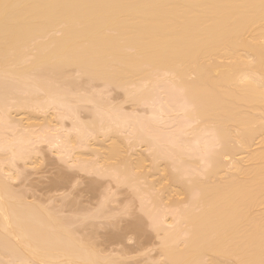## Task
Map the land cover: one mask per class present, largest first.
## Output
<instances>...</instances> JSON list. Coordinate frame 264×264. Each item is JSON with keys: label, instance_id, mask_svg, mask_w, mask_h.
I'll use <instances>...</instances> for the list:
<instances>
[{"label": "bare ground", "instance_id": "obj_1", "mask_svg": "<svg viewBox=\"0 0 264 264\" xmlns=\"http://www.w3.org/2000/svg\"><path fill=\"white\" fill-rule=\"evenodd\" d=\"M67 68L79 70L90 80H102L107 85L127 87L126 93L128 92V95L131 93L137 100L146 98L147 88L157 85L159 75L168 74L167 79H170L177 89L179 88L184 95L182 96L187 99L185 101H188L184 106L185 109L189 108L184 111L188 120L199 119V122L201 121L198 123L199 128L203 124L205 130H211L207 132L213 133L208 140L215 137V144L220 145V149H215L212 155L210 149H206L210 154L205 151L206 155H210V157L205 155L208 157L206 164L210 166L205 172L204 179L196 175L197 178L191 176V180L187 178L188 181L185 179L183 181L181 180L183 171L180 170L183 163L174 161L177 163L173 166L179 168L177 174L175 171L173 173L172 169L169 171L171 168V163L168 165L169 161H166L167 165L165 162L163 165L161 162L155 165L157 159L153 158L155 161L152 167L163 173L156 180L160 186L154 185L158 187L157 189L160 187L161 196L156 195L154 198L161 202L169 199L170 207V202L174 203V207L178 204L176 198L179 195L185 194L187 198L184 199L189 200V203L182 200L188 203L187 207H178L181 212H178L180 217L174 218V222H177L176 228L165 226V232H170L159 236L162 239L160 241L162 243H159L161 257L155 261L162 260L158 261V264H264V0H0V76L5 79L7 77V83L10 78L13 79L5 85L1 79V84L5 86L3 88V85H0L3 88L1 89L4 91L5 88H10L6 90L8 95L0 89V117L10 119L9 122L7 120L1 122V119H5H0L4 128L14 126L18 121L11 118L12 115L6 110L5 105L9 103L10 105L15 103V107L20 105L21 108L37 105L41 109L45 108L47 101L48 106L52 105L49 101L56 100L59 106L66 103L65 97L72 91L69 88L66 91V84L64 85L66 89L60 87L65 89L61 91L52 83ZM45 71L47 74L49 71L45 76L46 81L42 76L43 72L46 74ZM51 72L57 77H53ZM65 73L61 75L69 74L67 71ZM31 78L34 79L33 82L30 81ZM51 78L55 80L52 81ZM27 79H30L31 83ZM14 80L15 82L11 83ZM143 80L148 81L146 93L142 85ZM21 82L23 84L27 82L29 86L27 89L30 88L32 93L30 95L29 90L26 91L29 95L16 102L15 100L21 97L18 98L17 94L21 90L22 92L27 90L20 87ZM131 85L132 89L129 88ZM23 87L26 88V85ZM12 88L14 90L16 88L17 93H10L14 91ZM37 89L41 91L36 93ZM33 93L39 96L35 97ZM39 93H43L42 97ZM82 97L84 99V96ZM26 98H33V101ZM34 98H37L39 103ZM77 98L78 96L74 98L75 102ZM90 98L89 100L92 99ZM78 100L80 102L81 97ZM13 101L15 102L12 103ZM10 105L9 110L13 107ZM35 106L32 109H35ZM62 106H68L70 109L69 104ZM75 106L74 109L77 110ZM106 108L105 110L103 108V115L107 112ZM114 108L115 106H111V113L115 112ZM30 114L27 117H32ZM115 114L112 115L116 116ZM74 115L79 121L76 113ZM119 116L122 115L119 113L115 117L116 120ZM97 118L98 116L95 118L96 121L86 122L89 127L84 124L87 129L96 132L94 134L100 133L98 131L104 126L98 123L102 118L98 120ZM118 120H122L119 124H128L125 122L127 120L125 116L119 117ZM75 123L74 127L77 125ZM106 125L113 129L110 123ZM1 127L0 132L3 134L6 129ZM22 128L19 127L16 133ZM199 128L196 126V129L201 131ZM30 131L32 132L27 131L25 134L26 131L22 129L19 135L17 134L18 137L15 134L17 139L21 137L18 140L12 139L13 142L10 139L6 142L8 135L4 140L1 137L5 134L0 135V144L4 143L0 145V149L3 147L5 150L11 145L13 147L18 143L16 141H21L22 145L28 143L22 136L30 135L34 130ZM82 131L83 129L78 130L77 134L80 135L79 137L77 135V138L80 136L82 138L83 135L88 138ZM203 132L205 131L202 130ZM108 133L109 131L106 135ZM139 133L135 136L142 140L143 135ZM201 134L197 133L199 137ZM74 136L76 138V134H73ZM145 136L147 134L144 135L143 141H147V144L148 142L151 145L156 144V141H152L155 138L150 137L152 138L150 142L149 136L148 140ZM199 137L200 141L202 137ZM72 138L70 142L67 138V145L75 143ZM195 140L196 138L193 141ZM21 142L18 144L20 149L25 146L21 148ZM101 142V140L96 142L98 147L95 145L91 147L93 154L84 151L86 154L80 152L79 155L83 153L98 155L97 162H107L110 165L106 163L107 166L112 168L116 161L120 168L123 164V169L119 167L117 169L116 166L117 180L120 177L121 182L137 185L138 178H146L148 174L150 177L157 175L150 174L153 169L145 172L149 169V165L146 167V161L150 160L152 163V159H145L146 155L143 152L132 159L131 155L137 151L129 156L125 155L127 152L125 143L119 139L111 136V142L105 144L106 146L99 144ZM206 144L212 145L208 141ZM18 145L11 147L12 153L6 155L8 157L11 154L9 156L11 161L15 156L13 153L20 150L16 149ZM74 145H70L73 147H70V150H74L76 146ZM154 150L151 151L155 152ZM27 153L25 156L24 152V158L20 156L26 160ZM156 154L158 151L154 155ZM83 155L82 157L86 159ZM228 155L233 158L230 164L228 163L229 166L232 165L231 169L226 172L227 163L223 162V158ZM237 155L241 156L235 158ZM29 156L27 160L32 158ZM83 158L82 162L87 161ZM184 161L186 164L189 163ZM0 169V264H6V258H10L12 264L15 262V264H124L121 259L118 260L120 254L118 258L115 255V258L108 256L109 253L105 255L101 249L96 248L98 243L95 245L96 242L94 243L92 237L88 236L89 233L83 237H76L75 230L68 226L72 219L68 223L62 220L61 214V217H58L51 212L54 207L48 210L45 207L47 203L45 205H40L39 202L31 204L32 201L27 203L21 195L13 192L6 181L7 176L2 173L4 168ZM194 192L196 196H193ZM145 209L146 213H153V209L147 208L148 211ZM89 225L90 221L87 226ZM155 261H148V264H156Z\"/></svg>", "mask_w": 264, "mask_h": 264}, {"label": "rangeland", "instance_id": "obj_2", "mask_svg": "<svg viewBox=\"0 0 264 264\" xmlns=\"http://www.w3.org/2000/svg\"><path fill=\"white\" fill-rule=\"evenodd\" d=\"M66 71L67 73L70 74V75L67 74L69 75L68 78H67V75L62 76L64 75ZM66 71L65 72L63 71V73H61L62 75L60 74V76H58L60 79L56 76V74L53 75L54 73L51 72V75L53 77L56 76L57 80L52 83V81L55 79L51 78L52 81H50V84L52 83L54 87H59V88L64 87L65 89L67 87L66 91L68 90V88L69 90L72 91L69 93L70 95L67 93V96L65 97L66 103L64 104L60 103L61 105L59 106V102H56L55 100V102L49 101L52 103V105L48 106V101L45 99L47 101L46 103L47 105L45 106V103H44L45 108L42 107V109L39 106L38 107L40 109H38L37 105L36 106L34 105L35 109H32L34 108L33 105H31L30 108H26V107L21 108L22 106L19 107L20 105L19 106L16 105L17 107H15L14 106L15 101L20 102L17 100H21L23 96H28L29 94L31 95L32 93V91L30 92V88L27 89V87H29L27 82L24 84L23 82L19 83L20 87L23 88V90L25 89L27 90H25L24 92H22V90L20 92L19 90L20 93L19 92L18 93L20 95L19 94H17L18 96L15 95L18 98L19 96L21 97L12 102L14 104H12L13 107L10 108L11 111L8 109V105H10V103L9 104L6 103L7 104L5 105L6 110L8 111V113L12 115L11 118L18 120L16 123H19L20 126L14 123L15 125H17L16 127L15 125L14 126L9 125V126H6V128H4V125L0 123L2 124L1 126H3L4 130L6 129V132L9 133V134L6 133L2 129L3 132L5 133L1 134L0 132V135L1 136L4 134L5 135L2 136L4 138L1 137V139L4 140L6 135H8V137H6L7 139L6 142H8L9 139L10 141H12V139L14 140V138H16L15 134L16 136L17 134L19 135L22 129L24 130V132L26 131L25 134L27 133V131L32 132L30 131L31 129L34 130L35 132L37 131V133L35 134L33 131L34 134L33 133H30V135L28 134L29 135V136L27 135L28 139H27V136H24V135L22 136L26 138L27 141L25 142H28V143H24L25 146L22 145L21 141L15 140L16 142H18L16 144L14 143L15 146H17L19 142H21L20 144L21 148L22 146L24 147L20 149L18 145L16 149L17 150L20 149L18 150L19 152L16 149H13L14 151L16 150L18 153L17 152L13 153L15 156L14 158H12L13 159L12 161L10 160L11 157H9L11 154L8 155V157H6V155L9 153H12V151L10 152V150H12V148L15 146L12 147L11 145L12 148L10 146L9 147L6 146L7 149L5 150H3V147L2 149H0V155L1 157L3 156L2 158L0 157V168L2 169L4 168L2 170L3 171L2 173L3 175L5 174L7 176L6 181L8 182V185L10 186V188H12L13 192L21 195L22 198L27 203H30L31 201H32L31 204H36L39 202L38 204L45 205L47 203V206L45 205V207H47L48 210H51L54 207L51 210V212L54 213L55 215H58V217L59 216L61 217L62 215L61 219L66 221L67 223L70 222L69 221L70 219H72L71 220L72 222H70L71 224L68 223V226H70V228L72 227L73 230H75L74 233L75 235H77L76 237H83L85 236V234L87 235L89 233L88 236L92 237L90 238L94 241V243L96 242L95 245L98 243L96 245V248H98L99 250L101 249L100 251L104 252L105 255L109 253L108 256L115 257L116 255L118 258L119 257L118 254H120V258H118V260L121 259L124 264L126 260H128L126 261L127 262L126 264H131V263L132 264H146V263L148 264V261H151V260L155 261L156 259L161 257V255L159 254L160 253L159 243L162 239H160L159 236L164 235L166 232L167 233L170 232V231L165 232L166 230L165 226H167L168 228L171 226L173 228H176L175 226L177 222L176 223L174 222V218L180 217L178 216L179 215L178 212L179 213L181 212V209L179 210L180 206L183 208H185L184 206L187 207L189 200L186 201V199H184V198H187L185 194L179 195L176 198V200L178 201V204L176 203L177 207L176 206L174 207L173 206L174 203L172 202H170L171 204V207H170L169 199L163 200L162 198L163 202L166 201L165 203L161 201H157L155 199L157 197L156 195H160L159 191L161 190L160 187L159 189H157L158 187H155L157 185L160 186L159 184H157L156 180L159 179L163 173H160V171H158L157 169L154 170V168L152 167V164L155 160H153V158L157 159L155 161L156 162L155 165L158 164V162L159 163L161 162L160 164L163 165L162 164L163 162H165L166 164L169 161L168 165L171 163L170 165L171 168H169V171L170 169H172L171 171L172 172L175 171V173L177 174H178L177 170H179V168H177L178 166L176 165L173 166V164L177 162L180 164L183 163L182 166L180 165L181 166L180 170L183 171L182 172L183 174L181 175L183 177V179L181 180L183 181L184 179L188 181L187 178H190L191 180L192 179L191 176H193V178H197L195 177L196 175L199 176L201 179H204L206 177L205 172L209 170L208 167L210 166V165L207 166L206 164V161H207L206 159L210 157V155L209 156L208 154L206 155L205 151L206 149H210V152L212 151L211 152V155H212L215 149L217 148H218L217 150L220 149L219 147L220 145L215 144L216 143L215 137H213L212 140L211 139L208 140V138L213 136V133L207 132L211 130L209 129L205 130L203 128L204 127L203 124H202V127L199 128L200 124L198 123H201V121L199 122V119L196 121L192 118L188 120L187 115H186L187 113L184 114L185 113L184 111H187L186 109H189V108H186V109L184 108L185 104H187L188 101H185L187 99L183 97L184 95L182 92H180L179 88L177 89L175 85L171 82V80L167 79L168 74L159 75L160 76L159 78L161 81L159 80V82H157V85L156 84L151 85L152 87L150 86L151 88L149 87L147 88V90H146V87L148 85L147 84L148 81L146 80L147 82H145V80H143L144 81L143 84L141 81V84L144 86L143 89L145 88L144 91L146 90L148 95L143 100L142 99L137 100V98L135 99L131 95V93L129 95L127 94L128 92L126 93L127 87L122 88L121 86H117V85L114 86V84L107 85V83L105 84L102 80H95V79L90 80L87 75L83 74L77 69L72 70L71 68H67ZM44 74L45 73L43 72L42 76H44V79L46 81L47 78L45 76L49 74V71H48V74L47 72L45 75ZM2 77L3 76H0V85H3L1 84L2 83L1 79H3V83L5 85V83H7L8 78L6 77L5 79L4 77L3 78ZM10 79L8 80V83L10 82ZM29 80L30 79H27V81ZM33 80L34 79L31 78L30 81L33 82ZM16 81L18 82V80ZM13 82H15V80L12 81L11 83ZM4 85H3V88L5 87ZM24 85H26V88L23 87ZM10 86H12V84ZM72 86L73 88H71ZM131 87L133 88L132 85L129 86V88ZM1 88L2 87H0V89ZM64 88L63 89L60 88V90L63 91L65 90ZM2 89H1V92L3 91ZM7 89H10V88L9 87L5 88L4 89L5 92L3 91L6 94H7L6 92ZM12 90L14 89L12 88ZM28 90H29V94H27L26 92ZM36 91H34V93L35 92L38 93L39 89H37ZM146 91L144 93H146ZM15 92H16V88L13 92L11 91L10 93L13 94ZM34 93L32 95H34ZM39 94L42 97L43 93L42 94L39 93ZM34 96L36 97L39 95H34ZM75 96L76 97L78 96L77 100L81 97L82 101L80 100L79 102V100L78 101L76 100L75 102L74 101V98H76ZM82 96H84V99ZM86 96H88L89 98L91 97L92 99L90 98L91 100H89V98H87ZM27 98L26 100L33 99V98L32 99H27ZM39 98L40 97H38V99ZM11 99L14 100V98H11ZM8 100L9 99H7V101ZM50 100L52 99L50 98ZM67 101H71V102L68 103ZM73 101L75 102V104L73 103ZM21 102H24V101H21ZM37 103H39V100L37 101ZM51 103H49V105ZM53 103L54 104L56 103L58 106L56 104L54 105ZM71 103H73L72 104L73 106L71 105ZM65 104L66 105L69 104L70 109H68V106L67 107L62 106ZM74 105H76L75 108L77 110L74 109ZM111 106L113 107L115 106L114 108L115 112L112 111L111 113V110H110ZM102 107L104 108V110L107 107L106 111L108 112V110H110V112H108L109 114L104 111L107 114L104 113L103 115ZM189 107L191 106L189 105ZM71 109L76 111L75 113H76L77 118L79 117V121L75 119L74 117L75 113H72L74 111H72ZM65 111L68 112V114L66 112L67 115L64 114ZM30 112L33 114L31 115ZM27 113L30 114L32 117L30 118L27 117L28 115ZM61 113H63L65 116ZM71 113L72 115H70ZM113 113L114 114L117 113L115 114L116 116H118L120 113V115L127 117V120H125V122L127 121L128 124H123V123L119 124L122 120L120 121L118 120V118L119 117L122 118V116H119L117 118L118 120L117 121L115 118L116 116L112 115ZM97 116L98 118L100 117L102 118L98 123H100V125L102 126L104 125L105 127L103 126L104 129L103 127H101L102 129L98 131L100 133L94 134L96 132H94L91 129H87L84 126V124H86V126L89 127L88 123L90 121L92 122L93 120H95ZM1 118H4V116L0 117V119ZM4 119L5 120L1 119V122L10 120L8 118H4ZM80 120L85 121V123H83L82 121L80 122ZM115 122L116 123L118 122V124H116ZM11 123L13 124V122ZM11 123H8V124H11ZM74 123L75 125L77 124L79 128L77 125H76L77 127L76 126L74 127ZM109 123L110 125H112L113 123L112 125L113 129H111V126L110 128L106 127L107 126L106 124H109ZM8 124H5V125H8ZM80 124L83 126L81 127ZM120 125H123L124 127L126 126V128L124 127L120 128L121 127ZM138 126L140 128L142 126L141 131ZM196 126L199 129H201V131L196 129ZM17 127L18 128L23 127L22 129H20L19 133H16V131L18 132L19 130ZM114 127H116V129ZM136 127H138L139 130ZM41 129H43L45 132L42 131ZM79 129L80 131L83 129V131L85 132L84 134L87 135L88 138H86L84 135L82 138L81 136L80 138H77V135L78 137L80 135V134H77ZM202 130L205 132L202 133ZM107 131H109L108 133L109 135L107 134L109 138L106 135ZM110 131H112L113 134L115 133L116 136L110 134L111 133ZM143 132H146L145 134L149 136L148 138L150 137L155 138L154 140H152L153 142L156 141V144L153 143L154 146H152L153 144L151 145L148 142V144H150V148H149L147 141L146 142L143 141L145 140L143 138L145 135V134H142ZM196 132L198 133V135L202 133L200 137H202L203 139V136H204L205 139L203 140L201 139L200 140L201 142H200L198 139L199 136L197 135ZM136 133L143 135V137L140 136L142 137L141 138L142 140H139L138 138H136L135 136ZM73 134H76V138L75 136L73 137ZM139 134H137V136ZM67 135L70 136V138ZM71 135L74 139L71 137ZM111 136L119 139L123 144L125 143L124 144V147L126 146L125 150L127 149V152H125V155L129 156L132 153L134 154L137 151V153H135L134 155H131L132 157L130 158L133 159L134 156L138 157L143 152L146 155V156L143 155L145 156V159L147 158L152 159V163L150 160H147V161L145 160L147 165L145 164V161H144V164L146 165V167H148L149 165L148 167L149 169H147V171L145 172L151 171L153 169L155 172L152 170L150 174L153 173L154 175L155 174L157 175L150 177L148 174L147 177L145 176L146 178H143V177L138 178L137 185H135L136 183L135 184H130L128 182L126 183V181H123L122 178L121 179L123 182H121L119 176L117 180V175H116L118 174L117 169L120 166L117 163V161L113 163L115 165H112L114 166L112 168V167L107 166V164L109 165V163L107 162H106L107 164L102 163V162L100 163L97 162L98 161L97 159L99 158V156L97 155L98 156L97 157L95 155V152H94L95 156L89 155L91 153L90 149L93 148L92 146L97 145L96 144L97 141L101 140L102 142L99 144L105 145L109 143V141L111 142ZM147 136H145L146 140H148ZM20 137L21 136H19V138ZM67 138L69 139L68 142H70V139L72 138L76 146L73 143L72 144L70 143L67 145L66 144L68 143ZM152 138H150L148 141L152 142L151 141ZM194 138H196L195 142L193 141ZM207 141L211 143L212 145L206 144ZM76 142H78L79 144H77ZM86 142L89 144H87ZM90 143H92V145ZM133 143H136V144L133 145ZM1 144H4V143L2 142ZM70 145L75 146L74 150L73 149L70 150V147L73 148ZM64 147L68 149L66 150ZM155 147L157 148L156 151L154 150ZM8 148L10 149L8 150ZM175 148L179 154L175 151ZM152 149L155 152H152L151 151ZM68 150L70 151L68 152ZM23 151L25 152V156H26V153L28 152L27 153L28 156L30 155L32 158H28L27 160V157H28L27 156L26 160L23 159L24 158ZM84 151L87 153L89 152V154L85 155L86 153ZM157 151H158V154H160L161 156H159L158 154L154 155L155 153H157ZM80 152H84L85 154L84 153L83 154L85 156L83 154L79 155ZM174 152L180 158L176 156ZM206 152L209 153L208 151ZM20 155H22L23 158ZM82 155L86 157L87 161H84V162L81 161V159L83 158ZM205 155L208 157H206ZM240 156L241 155H237L235 158H239ZM3 158L5 159V161ZM232 158H233L232 156L228 155L223 158L224 160L222 159L223 162H225V164L227 163L226 169H225L226 172L227 170L231 169L230 167L232 165L229 166L230 164L229 162L230 160H232ZM83 159L86 160L85 158ZM184 160L188 161L189 163L186 164ZM174 161H177V162H174ZM184 162H185V165H184ZM116 166H117V169H116ZM170 166H167V167H170ZM121 168L123 169V164H121ZM14 176H16L15 179H13ZM199 177L198 179H200ZM153 181L154 183H152ZM150 183H152V186ZM57 184L60 186H58ZM161 194L164 195V192L161 191ZM196 195L197 194L194 192L193 196H196ZM158 198L161 199V197H158ZM183 199L188 203H186L185 201L183 202L182 201ZM48 204H51V206L50 205L48 206ZM144 207L153 209V213L152 214L146 213L144 211L145 209ZM156 208H159L160 210H157ZM149 209H147V211ZM92 211L95 213H93ZM79 212H81V214ZM85 214L87 218L86 216H83ZM97 215L99 216L97 217ZM74 218L76 221L74 220ZM77 220H79V222ZM88 220L90 221V224H91L89 225V227L87 226L89 223ZM82 222L83 223L85 222L87 225L85 223L83 224ZM158 226L160 227L162 226L163 228H160ZM157 229L158 231H156ZM82 231L83 233H80ZM96 233L97 235H94ZM99 240L102 241V243H100ZM121 250L125 251V253ZM110 253H113L114 255L113 254L110 255ZM123 258H125V260ZM9 259L10 258L5 259L6 264L13 263L12 260L11 259L9 260ZM160 260L162 259H159L158 261L160 262ZM158 261H155V263L158 264Z\"/></svg>", "mask_w": 264, "mask_h": 264}]
</instances>
